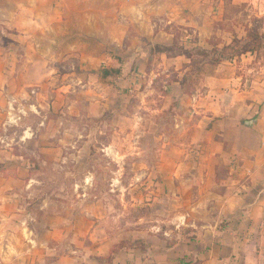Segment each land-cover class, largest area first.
Segmentation results:
<instances>
[{
  "label": "crops",
  "instance_id": "0c3cea01",
  "mask_svg": "<svg viewBox=\"0 0 264 264\" xmlns=\"http://www.w3.org/2000/svg\"><path fill=\"white\" fill-rule=\"evenodd\" d=\"M261 1L259 13L264 9ZM223 2L9 0L2 5L1 9L14 12L0 21L11 41L0 51V264H104L95 257L78 254L88 250L82 245L85 238L95 245L98 256H108L113 245L121 244L108 264H264V64L259 68L260 76L252 80L241 78L240 68L232 63L228 69L215 65L210 71L206 70L207 62L202 63L198 76H206L208 82L199 92L181 83L189 75L190 59L154 49V45L170 46L177 41L174 28H188L196 37L206 25L215 29L222 20ZM68 4L80 9L85 17L77 25L109 26L108 21L98 23L86 17L88 11H98V20L99 14L111 10L122 25L139 30L141 33H132L129 47L135 49L129 56L139 55L137 50L141 48L146 53L144 67L150 68L155 58L186 63L171 82L172 89L166 92L170 99L160 110H182L176 124L182 140L166 147L175 160L166 161L170 172L161 183L165 187L163 200L170 204L167 211L171 212L167 221H161L163 225L152 223L146 230L140 229V241L130 238L129 232L111 244L105 237L100 212L80 210L87 225L75 226L74 231L67 217L48 211L45 200L35 203L33 189L40 183L31 158L20 148L36 139V134L27 126L16 138L5 131L21 125V100L26 89L50 84L56 72L45 61L50 52L46 55L42 50L40 34L69 24L68 18L60 15L69 10ZM63 37L67 40L68 34ZM98 39L105 40L102 36ZM23 56L26 58L20 65ZM89 68L98 71L101 66ZM67 82L62 81L64 87L69 86ZM115 83L120 88L119 81ZM255 92L262 93L261 101L252 97ZM247 93L251 95L246 98ZM30 105L35 110L41 108V104ZM102 105L95 97L84 103L86 110ZM90 112L87 116L92 118L103 114ZM158 136L153 135L155 139ZM190 147L193 154L187 150ZM40 150L54 151L48 146ZM124 239L128 243H121Z\"/></svg>",
  "mask_w": 264,
  "mask_h": 264
},
{
  "label": "rangeland",
  "instance_id": "374dc122",
  "mask_svg": "<svg viewBox=\"0 0 264 264\" xmlns=\"http://www.w3.org/2000/svg\"><path fill=\"white\" fill-rule=\"evenodd\" d=\"M6 1L9 0H0V21L14 12L1 9ZM259 2L262 1L225 0L222 20L215 29L206 25L202 34L196 37L188 28H174L172 33L177 38L176 43L187 48L200 43L209 50L212 47L221 50L228 45L232 35L242 42L245 37L257 35L259 41L251 43L259 45L256 50L242 54L237 61L236 58L228 60V50H225L222 54L227 58L218 59L217 64L207 62L206 66L207 71L214 70L215 65L225 70L232 63L240 68L241 78L256 79L264 64V9L259 13ZM68 7L66 14L60 15L67 17L69 24L52 27L40 34L42 50L46 55L50 52L45 61L56 69L50 84L26 89L27 94L21 100L24 110L21 125L7 127L5 131L16 138L22 127L27 126L36 134V139L23 143L20 148L31 158L40 183L33 189L35 203L45 200L48 211L67 217L74 225V231L75 226L87 225L80 217V210L100 212L105 237L111 244L127 237L129 232L132 233L130 238L140 241V229L146 230L152 223L163 225L161 221H167L171 212L167 211L170 204L163 200L165 187L161 183L170 172L166 161L175 160L174 155L166 152V147L182 140L178 138L180 134L176 127L182 110L178 107L160 110L170 99L166 92L172 89L171 82L183 72L186 63L184 60L173 64L155 58L153 65L146 68V53L141 48L137 50L139 55L129 56L135 49L129 47L132 33H141L139 30L136 32L133 26L122 25L121 19L111 15V10L99 14L98 20V11L97 14L88 11L90 15L86 17L98 23L108 21L109 26L77 25L84 15L73 5L68 4ZM1 26L0 23V51L11 42L5 36V27ZM66 33L67 40L63 37ZM216 48L206 55L207 60L219 56ZM121 53L125 56H120ZM193 56L194 59L204 57L195 52ZM31 57L27 56L28 59ZM25 58L23 56L20 65ZM98 65L117 68L121 70L120 75L103 77L96 70L90 71V66L96 68ZM248 67L253 70L248 71ZM190 69L194 70V66ZM65 80L68 87L63 86ZM207 82L206 76L200 77L193 71L186 89L202 92ZM244 95L247 98L251 94ZM90 97L98 98L104 106L86 110L84 103L90 101ZM252 97L261 101L262 93L255 92ZM29 104H41V108L35 110ZM48 104L51 108H47ZM91 110L94 115L102 112L101 118L88 117ZM154 134L159 136L155 139ZM46 146L54 151L42 152L40 149ZM190 149L187 148L188 152L193 154ZM83 240L82 245L88 250L80 251V256L95 257L108 264L114 248L108 256H98L91 240ZM121 243L128 241L124 239Z\"/></svg>",
  "mask_w": 264,
  "mask_h": 264
},
{
  "label": "trees",
  "instance_id": "16d2710c",
  "mask_svg": "<svg viewBox=\"0 0 264 264\" xmlns=\"http://www.w3.org/2000/svg\"><path fill=\"white\" fill-rule=\"evenodd\" d=\"M241 40L242 39H237L236 37H234L232 39V42L230 44L224 46L221 50H218L215 47L216 51L219 52V56L220 57L218 56L219 58L217 57V58H213L211 60H207L206 59V55L211 53V51L215 49L214 47H212V49H210V50L205 48V47L199 46V45H195V46L187 48V47H183L181 45L179 46L176 42H174L170 46L154 45V49H156L157 52H165L169 56L182 55V56H185L186 58L190 59L189 66H194V70L190 69L189 70V75L184 77L181 80L182 85L183 84L187 85L188 84L187 83L188 82V78L192 74L193 71H194L195 74H199L200 73V70H201L200 65L202 63L213 62L214 64H217L218 63V59L227 58V57H223V54H222L223 51L228 50V59H233V58H239L242 54H244L246 52H252V51H254V49L256 50L258 48V46H259V45H251L252 42H254V44H255V43H257L259 41V38H258L257 35H254L252 38L245 37L243 42ZM194 52L198 53V54H201V55H204V57L202 56L201 59H194V56H193ZM96 72L99 73L103 77H109V76H113V75L119 76L120 75V70L117 69V68H114V67L113 68H104V67H102ZM119 248H121V245H118L117 247H115L113 249V251L109 255L110 260L108 261V263H110L113 255H115L117 253Z\"/></svg>",
  "mask_w": 264,
  "mask_h": 264
}]
</instances>
